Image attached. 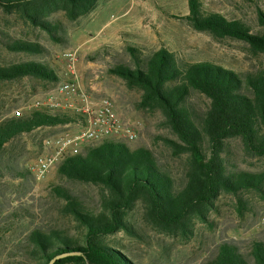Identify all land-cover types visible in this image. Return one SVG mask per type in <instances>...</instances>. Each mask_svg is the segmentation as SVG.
I'll use <instances>...</instances> for the list:
<instances>
[{"label":"rangeland","instance_id":"374dc122","mask_svg":"<svg viewBox=\"0 0 264 264\" xmlns=\"http://www.w3.org/2000/svg\"><path fill=\"white\" fill-rule=\"evenodd\" d=\"M199 3L204 15L240 21L251 34L262 32L257 14L259 10L264 12V0H199ZM187 14V0H98L90 13L75 21L67 20L62 13H53L50 19L56 29L50 35L0 11L2 42L22 40L37 43L43 50L39 54L11 52L0 43V66L36 62L45 65L56 77L52 82L29 77L1 82L0 120L11 117L16 110L22 114L33 109L63 112L52 111L55 102L81 106L77 94L57 92L62 82L75 81L92 106L102 99L112 102L119 121L135 133L131 142L119 140L130 148L148 149L171 176L175 187L181 189L185 184L188 155L176 154L167 144L168 140L178 141L159 112L139 107L141 92L128 88L109 71L118 65L134 67L126 51L128 47L144 56L165 48L179 63H210L241 77L264 71V55L252 52L244 42L217 39L193 30L185 19ZM68 51L75 53L73 78L65 76L63 54ZM186 105L203 114L209 101L191 91ZM65 112L79 118L66 125L20 134L0 152V264H34L28 241L33 231L64 232L77 238V223L65 213V202L55 196L53 188L68 190L90 211L99 210L102 189L59 178L56 174L59 163L44 179L37 180L33 175L35 161L51 150V142L74 135L85 125L84 119L74 111ZM225 144L223 156L229 172L264 173V157L247 156L237 138ZM89 145L84 144L81 149ZM126 218L133 234L116 232L107 236L105 243L132 264H213L223 243L235 246L242 256L251 260L253 243L264 242V198L253 192L220 194L207 223L196 221L186 237L154 231L144 221L139 203Z\"/></svg>","mask_w":264,"mask_h":264},{"label":"trees","instance_id":"16d2710c","mask_svg":"<svg viewBox=\"0 0 264 264\" xmlns=\"http://www.w3.org/2000/svg\"><path fill=\"white\" fill-rule=\"evenodd\" d=\"M98 0H0V11L13 15L29 27L50 35L56 24L53 13L69 21L90 13ZM185 17L193 30L217 39L230 38L246 43L252 52L264 55V12L257 17L262 32L251 34L240 21H227L219 15H204L199 0H187ZM0 43L11 52L39 54L42 47L22 40ZM134 67L115 66L109 72L130 89L141 92L139 107L159 112L178 142L167 144L176 154H187L185 184L177 189L174 181L144 147L130 148L121 141L104 139L84 146L57 166L59 178L91 184L102 189L99 210L93 212L68 190L55 187V196L65 202V213L77 223L74 238L64 232L33 231L28 237L34 264H132L119 251L105 243L116 232L133 234L126 218L139 203L144 221L154 230L186 237L194 223H207L215 200L222 193L253 192L264 198V173L229 172L223 156L225 142L237 138L244 153L264 157V71L241 77L210 63H179L173 53L160 48L148 56L128 47ZM43 82L56 80L53 72L36 62L0 66V83L23 78ZM191 91L203 95L209 107L197 114L186 105ZM73 114L33 109L20 116L0 120V152L20 134L38 128L76 122ZM79 118V117H78ZM251 260L238 249L223 243L213 264H264V242H254Z\"/></svg>","mask_w":264,"mask_h":264},{"label":"built area","instance_id":"2783aa9c","mask_svg":"<svg viewBox=\"0 0 264 264\" xmlns=\"http://www.w3.org/2000/svg\"><path fill=\"white\" fill-rule=\"evenodd\" d=\"M110 19L114 20L113 17ZM63 57L66 68L65 76L73 78L75 53L68 51L63 54ZM78 89L75 81H64L58 86L57 92L59 94H77L82 103L81 106H73L72 104L62 106L55 102L51 108L52 111H74L75 114L84 119L85 125L76 134L57 138L49 144L51 150L39 156L32 167L33 175L37 180L44 179L48 171L64 158L79 153L84 144H94L104 139L115 141L124 139L131 142L135 138L134 131L119 121L109 99H102L96 106H92L85 94L79 92ZM20 114V111L16 110L12 116H20Z\"/></svg>","mask_w":264,"mask_h":264},{"label":"water","instance_id":"95a60500","mask_svg":"<svg viewBox=\"0 0 264 264\" xmlns=\"http://www.w3.org/2000/svg\"><path fill=\"white\" fill-rule=\"evenodd\" d=\"M54 263V259L53 260H51L48 264H53Z\"/></svg>","mask_w":264,"mask_h":264}]
</instances>
